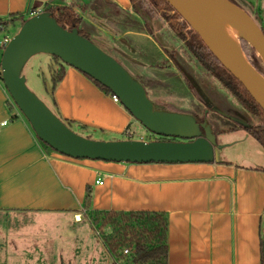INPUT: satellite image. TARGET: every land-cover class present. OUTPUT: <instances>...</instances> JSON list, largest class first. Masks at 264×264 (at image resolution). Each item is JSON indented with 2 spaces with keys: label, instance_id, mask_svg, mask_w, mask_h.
<instances>
[{
  "label": "crops",
  "instance_id": "crops-1",
  "mask_svg": "<svg viewBox=\"0 0 264 264\" xmlns=\"http://www.w3.org/2000/svg\"><path fill=\"white\" fill-rule=\"evenodd\" d=\"M111 1L131 10L129 0ZM71 2L0 0V24L12 27L19 23L14 18L38 4L62 7ZM259 4L264 26V0ZM54 100L63 120L89 130L118 135L131 121L110 95L74 68L66 69ZM8 104L12 102L0 80L1 215L35 214L46 223L74 216L85 223L83 202L90 186L94 210L164 213L168 264H263L264 170L225 162L126 164L67 158L49 151L17 109L19 119L11 121Z\"/></svg>",
  "mask_w": 264,
  "mask_h": 264
},
{
  "label": "rangeland",
  "instance_id": "rangeland-1",
  "mask_svg": "<svg viewBox=\"0 0 264 264\" xmlns=\"http://www.w3.org/2000/svg\"><path fill=\"white\" fill-rule=\"evenodd\" d=\"M71 1L70 5L63 6L74 5L77 8V13L84 17L83 28L89 32L91 40L141 82L157 109L191 114L200 119L207 110V121L217 135V143L228 146L221 154L223 162L254 171L264 170V149L246 131L248 127L259 124L258 120L241 106L222 83L202 68L193 53L186 49L181 38L166 20L169 17L177 24L182 23L172 11L168 8L166 11H155L147 0L139 15L131 10H124L115 2L109 4L105 0ZM85 1L88 9L82 11L78 5ZM232 1L245 10L264 32L262 18H259V9L262 7L259 0ZM11 26L7 29L13 37L21 26L19 23ZM185 28V32H190L188 26ZM4 36L0 32V40ZM101 38H106V44ZM244 42L238 39L237 47L251 64L255 62L264 69L259 56ZM109 49L113 50L112 53ZM3 51L0 49V62ZM64 66L67 70L71 69L65 64ZM56 68L53 57L37 55L28 62L24 74L29 89L68 125L53 105L48 90L51 85V69ZM9 98L26 120L10 95ZM119 106L128 113L131 121L118 135L89 130L75 124L70 129L94 141H160V136L149 132L120 103ZM41 218L35 214H16L9 217L0 214V264L5 260H9L10 264L117 263L103 244L104 233H108L109 229L100 232L92 228L94 235L90 236L88 217L84 218L85 223L76 221L74 216L54 223L40 221ZM262 230L264 238V218Z\"/></svg>",
  "mask_w": 264,
  "mask_h": 264
},
{
  "label": "water",
  "instance_id": "water-1",
  "mask_svg": "<svg viewBox=\"0 0 264 264\" xmlns=\"http://www.w3.org/2000/svg\"><path fill=\"white\" fill-rule=\"evenodd\" d=\"M199 35L209 51L264 111V75L206 23L192 3L233 22L243 41L256 52L264 66V32L253 18L230 0H165ZM37 55L56 57L111 91L120 104L154 135L181 141H94L72 131L27 86L24 70ZM1 79L14 104L29 122L37 138L53 151L75 160L126 164H220L228 146L219 145L211 124H200L191 114L156 109L146 89L122 64L78 29L60 26L50 12L27 19L3 51ZM50 89V88H49ZM51 93V90H49ZM264 257V239L262 241Z\"/></svg>",
  "mask_w": 264,
  "mask_h": 264
},
{
  "label": "trees",
  "instance_id": "trees-1",
  "mask_svg": "<svg viewBox=\"0 0 264 264\" xmlns=\"http://www.w3.org/2000/svg\"><path fill=\"white\" fill-rule=\"evenodd\" d=\"M105 1L112 4L111 0ZM147 1L150 2L155 11L157 9L166 11L167 8L172 11L175 17L181 20L182 23L177 24L174 19L168 17L166 20L169 26L182 40L187 38L185 35V26H188V24L165 0ZM129 2L131 4V11L138 15L140 10L145 7V0H129ZM232 2L235 3L234 1ZM85 3L86 1L84 4L80 3V5H78L80 10L85 11V9H88ZM39 8H41L42 12H50L57 20L58 24L63 28L68 30L78 29L81 35L92 41L89 32L83 28V23L85 22L84 17L77 13V8H75L74 5L56 7L51 6L49 3L44 5L38 4L33 7L31 12L23 16H18L14 18L13 21L19 22L20 26H22L25 21L31 17V14L37 12ZM189 35H191V38L187 42V46L190 51L194 52V56L200 66L222 83L241 106L258 120L259 124L248 127L246 131L264 149V111L254 101L242 84L237 81L209 51L202 39L194 31H190ZM102 40L105 41L104 43L106 44V38ZM244 43L247 44L246 42ZM109 51L112 53L113 50L109 49ZM53 59L57 68L55 70L51 69L52 78L50 89L48 90H51V99L55 106L54 92L66 75V67L60 59L56 57H53ZM252 65L264 75L262 66H260V68L255 62H253ZM86 77L107 95H112L111 91L93 81L88 76ZM0 80L2 81L1 72ZM45 85L49 88L47 84ZM8 105L10 112L13 114L11 121L18 120L19 116L14 114L15 107L13 104ZM64 121L67 122L69 128L74 124L72 121ZM81 127L85 128L83 126ZM123 135H125V133ZM160 141L173 140L161 137ZM44 146L48 147L46 145ZM92 202L93 189L89 186L87 187L84 197L83 209L93 229L99 230L100 232L109 229L108 233H104L103 244L116 260V264H168L169 222L164 213L98 211L93 209ZM125 251H128V254H125Z\"/></svg>",
  "mask_w": 264,
  "mask_h": 264
},
{
  "label": "bare ground",
  "instance_id": "bare-ground-1",
  "mask_svg": "<svg viewBox=\"0 0 264 264\" xmlns=\"http://www.w3.org/2000/svg\"><path fill=\"white\" fill-rule=\"evenodd\" d=\"M192 5L198 15L233 46L237 47L238 39L244 38L242 31L223 15L201 2H193Z\"/></svg>",
  "mask_w": 264,
  "mask_h": 264
},
{
  "label": "built area",
  "instance_id": "built-area-1",
  "mask_svg": "<svg viewBox=\"0 0 264 264\" xmlns=\"http://www.w3.org/2000/svg\"><path fill=\"white\" fill-rule=\"evenodd\" d=\"M41 12H42L41 10L37 11V12H33L31 14V17L34 16V15H37V14H39ZM7 27H8V22H6L5 25H1L0 24V32L4 33V35H5L2 38L1 42H0V49L1 50H4L6 48V46L9 44V42L11 41V39H12V37H11L12 35L9 33ZM7 32H8V34H7ZM0 72H1V68H0ZM111 99L113 100L114 103H118V104L120 103L119 99L116 96H114V95H111ZM6 124H7V122L3 123V125H6ZM97 184L98 185H103V182L99 180V181H97ZM125 254H128V251H125Z\"/></svg>",
  "mask_w": 264,
  "mask_h": 264
},
{
  "label": "flooded vegetation",
  "instance_id": "flooded-vegetation-1",
  "mask_svg": "<svg viewBox=\"0 0 264 264\" xmlns=\"http://www.w3.org/2000/svg\"><path fill=\"white\" fill-rule=\"evenodd\" d=\"M175 11V10H174ZM176 12V11H175ZM181 17V16H180ZM182 18V17H181ZM183 19V18H182ZM189 26V25H188ZM188 30H190V31H193L192 29H191V27L189 26V29ZM197 34V33H196ZM186 39L185 40H182L183 41V44L186 46V49L187 50H189V48H188V46H187V42L190 40V38H191V35H189V31L188 32H186ZM198 35V34H197ZM199 36V35H198ZM192 52V51H191ZM193 53V55H195L194 54V52H192ZM207 110L205 111V115H204V117L202 118V119H200V118H198L197 116H195V115H193V116H195V118L197 119V121H198V123H200V124H202V123H204L205 121H207ZM199 120H202V121H199ZM208 122V121H207ZM215 135H216V133H215ZM217 136V135H216ZM171 140H173V141H181V140H178V139H171Z\"/></svg>",
  "mask_w": 264,
  "mask_h": 264
}]
</instances>
